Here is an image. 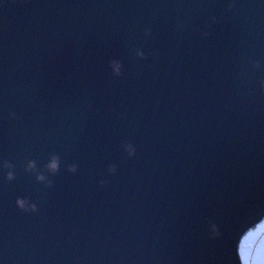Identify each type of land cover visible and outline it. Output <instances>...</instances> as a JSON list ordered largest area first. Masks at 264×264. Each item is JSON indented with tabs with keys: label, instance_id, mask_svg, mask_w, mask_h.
Returning a JSON list of instances; mask_svg holds the SVG:
<instances>
[{
	"label": "water",
	"instance_id": "water-1",
	"mask_svg": "<svg viewBox=\"0 0 264 264\" xmlns=\"http://www.w3.org/2000/svg\"><path fill=\"white\" fill-rule=\"evenodd\" d=\"M264 215V0H0V264H240Z\"/></svg>",
	"mask_w": 264,
	"mask_h": 264
},
{
	"label": "rangeland",
	"instance_id": "rangeland-1",
	"mask_svg": "<svg viewBox=\"0 0 264 264\" xmlns=\"http://www.w3.org/2000/svg\"><path fill=\"white\" fill-rule=\"evenodd\" d=\"M246 243L248 244L244 253ZM240 251L243 264H264V219L244 235Z\"/></svg>",
	"mask_w": 264,
	"mask_h": 264
}]
</instances>
